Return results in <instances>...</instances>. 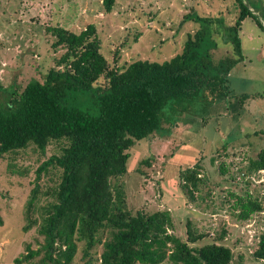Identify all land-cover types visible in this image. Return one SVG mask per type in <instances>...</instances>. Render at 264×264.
I'll list each match as a JSON object with an SVG mask.
<instances>
[{
  "label": "trees",
  "instance_id": "trees-1",
  "mask_svg": "<svg viewBox=\"0 0 264 264\" xmlns=\"http://www.w3.org/2000/svg\"><path fill=\"white\" fill-rule=\"evenodd\" d=\"M114 2L102 0L105 13L111 12ZM235 2L239 13L232 26L222 18L200 17L194 11L184 16L182 24L191 21L199 27L187 36L181 53L163 63L134 60L120 67L116 50L111 66L93 24L78 32L45 27L53 38V66L41 80L11 93L7 104L0 106V157H15L29 147L44 154L50 143L60 144V153L51 155L37 170V179L52 170L55 185L45 194L50 200L41 206L33 194L24 214L23 233L36 229L43 244L35 251L27 246L26 255L15 264H76L78 256L82 264H233L232 250L219 243L225 231L212 242L197 245L207 234L187 220L186 238H179L168 210L148 213L128 207L120 178L126 174L131 148L159 130L169 105L168 109L201 95L227 97L229 73L244 60L243 21L250 18L264 31L249 5ZM259 2L264 6L263 0ZM216 23L220 27L211 30ZM211 36L219 38L214 48L222 44L230 48L229 56L214 61L210 49L202 50ZM238 98L243 105L249 96ZM84 102H89V109ZM149 161L144 159L140 165ZM230 170V162L221 160L219 176ZM262 170L264 149L249 158L242 177ZM207 181L199 162L178 172L186 203L211 197ZM222 181L237 182L234 176ZM235 189L217 196L231 217L245 222L264 211L260 196ZM98 247L101 252L95 258ZM252 258L264 263V231Z\"/></svg>",
  "mask_w": 264,
  "mask_h": 264
},
{
  "label": "rangeland",
  "instance_id": "rangeland-1",
  "mask_svg": "<svg viewBox=\"0 0 264 264\" xmlns=\"http://www.w3.org/2000/svg\"><path fill=\"white\" fill-rule=\"evenodd\" d=\"M242 2L258 16L264 29L261 2ZM236 4L235 0H115L111 12L105 13L102 0H0V106L7 104L11 93L21 92L32 80H41L53 66L56 54L50 48L53 38L46 32L47 26L78 32L93 24L102 42L101 52L111 66L116 50L120 67L134 60L163 63L181 53L187 36L199 27L191 21L182 24L184 16L194 11L200 17L222 18L232 26L239 13ZM219 27L216 23L211 30ZM240 39L244 60L229 73L227 97L201 95L170 109L169 105L159 130L129 151L127 171L120 181L131 210H168L179 238H186L187 220L195 230L207 234L197 245L210 243L225 231L219 243L232 250L233 264H264L252 258L264 231V211L239 222L225 205H219L221 197H217L235 186L239 193L260 196L264 205V170L242 177L249 158L264 149V31L247 18ZM218 44L219 38L211 36L202 46V50L212 51L214 61L231 53L223 44L213 47ZM243 94L249 98L241 105L238 97ZM87 104L84 102L89 109ZM59 153L60 144L52 142L44 154L29 147L15 157H0V264H15L26 255L27 246L35 251L43 244L36 229L23 233L24 214L33 194L41 206L50 200L45 194L55 185L52 170L42 172L38 179L37 170ZM147 158L149 165H140ZM221 160L232 165L230 174L219 176ZM196 162L202 165L211 197L188 204L179 188L178 172ZM229 176L237 182L222 181ZM100 252L98 247L94 257ZM76 264H82L79 256Z\"/></svg>",
  "mask_w": 264,
  "mask_h": 264
}]
</instances>
